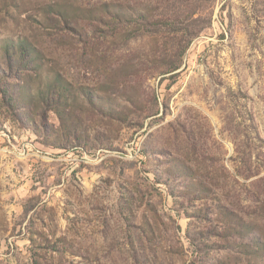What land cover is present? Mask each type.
<instances>
[{"label": "rangeland", "instance_id": "obj_1", "mask_svg": "<svg viewBox=\"0 0 264 264\" xmlns=\"http://www.w3.org/2000/svg\"><path fill=\"white\" fill-rule=\"evenodd\" d=\"M20 40L0 264H264V0H0Z\"/></svg>", "mask_w": 264, "mask_h": 264}, {"label": "trees", "instance_id": "obj_2", "mask_svg": "<svg viewBox=\"0 0 264 264\" xmlns=\"http://www.w3.org/2000/svg\"><path fill=\"white\" fill-rule=\"evenodd\" d=\"M4 43L5 44L1 48V54L2 61L6 63V69L0 70V89L3 90L5 100L8 99L9 102L15 106H19L20 109L23 107L26 108V104L22 107L21 104L18 103L16 98V90L11 88L8 81L11 78H15L17 73H19L18 77L21 75L23 77V73L24 75L26 74L28 67L33 65V61L36 59L32 58V56L34 57V54L32 53L31 45L28 41H5ZM6 74H8V76H6ZM65 91L68 92V90L63 87L61 81L58 79L54 84L53 91L49 93L53 96L51 100L47 102V106L51 107V109L55 111L62 120L64 119L63 111L61 110L62 100H66L65 98L67 97L65 95Z\"/></svg>", "mask_w": 264, "mask_h": 264}]
</instances>
